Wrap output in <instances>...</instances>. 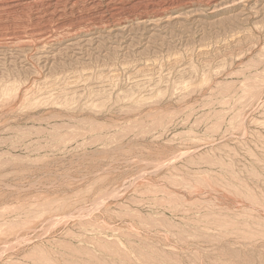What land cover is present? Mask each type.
Masks as SVG:
<instances>
[{
  "label": "rangeland",
  "instance_id": "obj_1",
  "mask_svg": "<svg viewBox=\"0 0 264 264\" xmlns=\"http://www.w3.org/2000/svg\"><path fill=\"white\" fill-rule=\"evenodd\" d=\"M0 264H264V0H0Z\"/></svg>",
  "mask_w": 264,
  "mask_h": 264
}]
</instances>
